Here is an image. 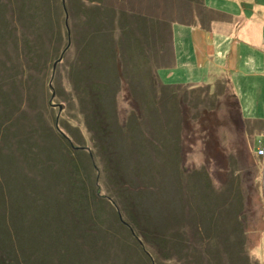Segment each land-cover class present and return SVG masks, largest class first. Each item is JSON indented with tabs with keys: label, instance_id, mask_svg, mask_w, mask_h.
Segmentation results:
<instances>
[{
	"label": "rangeland",
	"instance_id": "374dc122",
	"mask_svg": "<svg viewBox=\"0 0 264 264\" xmlns=\"http://www.w3.org/2000/svg\"><path fill=\"white\" fill-rule=\"evenodd\" d=\"M78 1L66 0L67 34L60 0H49L52 22L41 30L31 26L29 0H0V245L14 247L9 263L264 264V158L256 153L264 118L239 116L228 83L153 80L151 52L158 45L163 62L170 33L160 23L151 41L143 32L155 28L136 15L168 22L169 0H82L98 14L93 26L76 22ZM216 1L247 2L264 37V0ZM63 151L80 156L83 174L86 163L81 216L97 231L80 235L69 211V170L79 164ZM94 183L118 212L103 200L96 215ZM135 214L136 227L155 229L165 245L152 261L125 223Z\"/></svg>",
	"mask_w": 264,
	"mask_h": 264
},
{
	"label": "crops",
	"instance_id": "0c3cea01",
	"mask_svg": "<svg viewBox=\"0 0 264 264\" xmlns=\"http://www.w3.org/2000/svg\"><path fill=\"white\" fill-rule=\"evenodd\" d=\"M169 1L172 13L166 19L173 26L163 62L158 60V45L151 52L154 72L164 70L169 80L163 83L174 85H212L217 78H224L238 103L239 116L263 119L251 106L255 97L264 113V37L248 3L235 2L233 8L216 0ZM151 14L159 17V7L151 5ZM259 92L262 98H258Z\"/></svg>",
	"mask_w": 264,
	"mask_h": 264
},
{
	"label": "trees",
	"instance_id": "16d2710c",
	"mask_svg": "<svg viewBox=\"0 0 264 264\" xmlns=\"http://www.w3.org/2000/svg\"><path fill=\"white\" fill-rule=\"evenodd\" d=\"M27 3H29V7L28 8L30 9L29 10V19H30V22H31V26L34 29L38 28V29L41 30V28L46 27L47 22H52V20H51L52 19L51 18V11L49 10L51 8V7H49V0H29V2H27ZM60 5H61V7H62L61 9L63 11L62 14L63 13L65 14V12H66V14L68 15V8L69 7H67L66 0H63V2H62V0H60ZM76 6H77L76 8H78L80 10V12H81V13L79 12L80 14H77V15H79L78 17L83 16V18H77L76 22L78 24H80V25L85 23L87 25L93 26V22L98 19V14H97V16H95V13L92 12L94 10V8H89V6H87L86 2H84L82 0H79ZM64 14H63V17H62L63 18L62 19V25H63V28H65L64 30L66 32L68 28H66V24H65V20H64L66 18H64ZM136 16H137V18L139 20L140 19L143 20V24L146 22V23L151 24L155 28V29H152L151 32H150L149 29L147 30V28H146V31L144 30L145 32H143V33L149 34L148 35L149 38L151 36V33L157 35L156 33L158 31L156 30V28L158 27V25L160 23H166L168 31H169V26H168L169 22L160 21L158 18H147L143 14H138ZM130 19H132V18L128 17L127 19L124 20V22H126V23L130 22ZM66 22H67V20H66ZM121 25H125V23H122ZM51 29L56 30V28H51ZM138 30H139L138 33H140V35H141V31H140L139 28H138ZM138 33L136 34L137 36H138ZM145 37H146V35H145ZM130 38H131L130 35L125 34V37H124L125 40H129ZM152 39L153 40H151V38H150L151 41H155L154 37ZM158 39L161 42L163 40V39L161 40V38H158ZM28 40L29 41L27 43V47H29L31 45V42L34 44V41L32 40V38H29ZM138 45H140V47H141V50L139 52L143 53V51H144V49H143V47H144L143 40H142V44H140V42H139ZM29 51L31 52V50H29ZM28 53L29 52H26L25 55L28 56ZM29 57H31V60H33V59H35L36 56L33 54L32 56H29ZM36 62L37 61L35 59L34 62H33V65H35ZM153 72H154V69H153ZM153 72H151V73H153ZM154 73L152 74V76H154L153 80L159 81L161 85H163V86H164V84L165 85H169V86H173L174 85L172 83H163L162 80H160L158 78L157 74L156 73L154 74ZM217 80H219V81H217ZM216 81L218 83H222V84L227 83L226 79H224V78H217ZM150 84H152V82H150ZM179 84H181V83H176L175 85H179ZM205 85H209V84H205ZM153 88H154V86H153ZM176 97L177 96H173L172 95V98H176ZM235 103H236V101H235ZM237 105H238V103H236L235 107H236V109L238 111V106ZM58 132L61 133L60 131H58ZM63 145L65 146V144L61 145L62 149L67 150V148L64 147ZM86 153H87V158H89L90 163H92L91 165H92L93 169L95 170V173H97V171H98V170H96L97 164L94 163L93 157L91 155L92 153L89 152V150H87ZM63 154H64V157H65L64 159L73 160V161H76L79 164L78 165V171L73 169V167H70V170H69L70 172H72V170H73V172L76 174L74 176V178H73L74 182L76 183V186H72L71 190H70V193H69L70 197L72 195L71 198L73 200V204L75 206V209H73L74 206L70 204V197H68V203H69V206H70L69 207V211H70V213L73 216H76V221L78 220V221L82 222V226L83 227H81L80 235L83 234L82 231H87V232L88 231H90V232L97 231L96 227L86 225L85 219H83V216H81V212H83L87 208L88 201H90L88 199V197H87L88 191H87V188L85 187L86 182L84 180V175L85 174L87 175V172L85 171V169H87V167L84 165L86 163L85 162L83 163L81 161V163H82L81 170L84 171V174H83L79 170V167H80V163H79L80 162V160H79L80 156H78L76 158V160H74L75 157H71V155H72L71 153L67 152V154H71V155L67 156V155H65V152L63 151ZM75 180H77V181H75ZM94 184H95L96 187L94 186V189L92 190V194H94V196L96 195L95 196V198H96V202H95L96 215L98 214L99 216H101L100 213H99L98 207L104 205L103 202H102L103 200H106V202L108 200L109 203L111 204V207L113 209H116L117 212H118L119 210H118L117 206H118L119 203H117L113 198H110L109 196H106L105 193H100L99 189H98V186L96 185L97 183H94ZM109 198L111 199V201L109 200ZM86 199H88V200H86ZM135 204L136 203L134 201L133 205H135ZM137 215L138 214H135V216L131 215L130 219H127V220L125 219L126 220L125 223L128 224L130 226V228L132 227L133 231L131 233L134 234V237L135 236L137 237V240H138L137 244L139 245L138 247L140 248V250H142V252L147 255V258H149V260L151 259V261H152L153 260V255H156V253H154V249H156V250L158 249L157 253L162 255V252H163L162 249H164L165 245H162L163 243H160V241L157 240V238H156V234L157 233H156L155 229H147L148 231H146V229L144 228L145 231H143L142 230V223L139 225V227L141 226L140 229L136 227V224L138 225V223H136L135 220H138V222H139V218H138ZM86 222H88L91 225H94V221L90 217L87 218ZM149 233H150V235H149ZM183 247H184V245H183ZM165 249H166V247H165ZM10 259H14L16 261V254H15V251H14V247H11V245H9V246L0 245V264H10L9 263ZM24 260H26V262L24 264H27L28 260L27 259H24ZM186 263L187 264H192V263H189V262H186ZM196 263L197 262H194V264H196Z\"/></svg>",
	"mask_w": 264,
	"mask_h": 264
},
{
	"label": "built area",
	"instance_id": "2783aa9c",
	"mask_svg": "<svg viewBox=\"0 0 264 264\" xmlns=\"http://www.w3.org/2000/svg\"><path fill=\"white\" fill-rule=\"evenodd\" d=\"M258 146L256 148V153L258 155L263 156L264 158V140L262 138H258V140L256 141Z\"/></svg>",
	"mask_w": 264,
	"mask_h": 264
},
{
	"label": "water",
	"instance_id": "95a60500",
	"mask_svg": "<svg viewBox=\"0 0 264 264\" xmlns=\"http://www.w3.org/2000/svg\"><path fill=\"white\" fill-rule=\"evenodd\" d=\"M62 2H63V0H62ZM65 16H66V14H65ZM66 19H67V17H66ZM66 19H65V24H66V28H68V26H67V22H66ZM69 29V28H68ZM67 29V34H69V30ZM69 39L70 38H68V40H67V42H66V46L63 48L64 50H66L65 48L68 46V43H69ZM64 50H62V53H63V51ZM59 58H61V54L58 56V58H56V60L53 62V64H52V68L54 67V65H55V62L59 59ZM51 82V81H50ZM49 82V84H51ZM53 93H55V91H51V95L53 94ZM59 108H60V105H59Z\"/></svg>",
	"mask_w": 264,
	"mask_h": 264
}]
</instances>
